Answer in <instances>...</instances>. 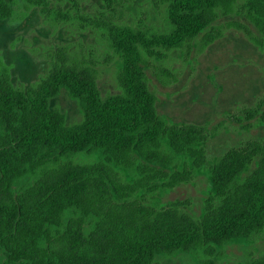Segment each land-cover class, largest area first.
Instances as JSON below:
<instances>
[{"label": "trees", "instance_id": "trees-1", "mask_svg": "<svg viewBox=\"0 0 264 264\" xmlns=\"http://www.w3.org/2000/svg\"><path fill=\"white\" fill-rule=\"evenodd\" d=\"M16 1L61 15L45 0ZM164 1L163 32L103 21L118 85L105 97L96 62L65 49L25 89L0 63V264H164L161 256L179 253L210 260L264 230V141L209 159L205 128L159 114L146 74L151 59L199 33L211 42L208 29L238 1L264 49V0ZM12 3L0 0V18L13 15ZM157 75L170 76L164 67ZM61 89L77 102L79 121L67 124L50 106ZM199 174L208 181L199 215L180 209L184 201H147ZM241 264H264V251Z\"/></svg>", "mask_w": 264, "mask_h": 264}, {"label": "rangeland", "instance_id": "rangeland-1", "mask_svg": "<svg viewBox=\"0 0 264 264\" xmlns=\"http://www.w3.org/2000/svg\"><path fill=\"white\" fill-rule=\"evenodd\" d=\"M12 16L0 18V63L9 66L12 83L19 88L35 84L47 72L59 51L70 57L96 62L97 84L102 96L118 91L117 66L107 41L110 20L133 28L163 32L169 28L164 0H45L43 5L22 6L11 0ZM236 9L220 14L204 44L203 33L184 46L172 49L163 59H151L146 68L148 86L156 97V109L168 120L202 125L207 133L209 159L248 140L264 141V49L250 38L256 29ZM250 33V34H249ZM169 71L167 81L158 77L159 68ZM50 106L65 115L67 124L81 119L77 102L61 89ZM208 186L204 174L147 196L148 202L184 201L180 209L199 215ZM264 251V230L246 243L224 246L219 256L206 260L186 253L164 255V264H241Z\"/></svg>", "mask_w": 264, "mask_h": 264}]
</instances>
